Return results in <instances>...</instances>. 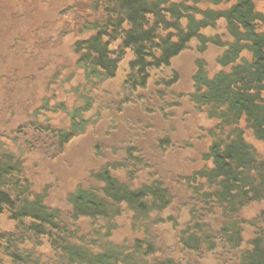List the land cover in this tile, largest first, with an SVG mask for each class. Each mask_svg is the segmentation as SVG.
I'll use <instances>...</instances> for the list:
<instances>
[{
	"label": "trees",
	"instance_id": "16d2710c",
	"mask_svg": "<svg viewBox=\"0 0 264 264\" xmlns=\"http://www.w3.org/2000/svg\"><path fill=\"white\" fill-rule=\"evenodd\" d=\"M259 1L91 0L97 21L84 28L93 35L77 43L78 50L87 51L77 65L89 81L105 78L103 71L112 76L123 49L135 53L131 64L142 76L151 68L171 67L193 40L201 54L210 44L222 49L217 58L220 69L212 75L203 59L196 61L194 91L189 95L213 124L208 131L211 143L201 155L205 164L185 177L191 201L188 221L174 223L176 229L180 226L175 234L185 256L176 259L172 251L158 247L156 236V247L143 236L147 229L176 219L161 216L173 202L162 182L138 187L120 180L116 166L92 171L97 184L70 193L64 216L47 202L44 192L35 190L21 154L0 134V264H264V159L241 126L244 121L264 145V13L257 9ZM11 14L23 16L19 10L11 9ZM1 26L4 37L7 27ZM209 30L216 33L210 35ZM106 37L121 43L116 62L109 60ZM31 124L40 126L36 121ZM56 137L60 145L66 140L65 133ZM132 159L137 161L134 169L143 164L141 158ZM135 177V171L128 172L131 182ZM252 204L260 210L244 217ZM123 212L142 234L131 241L135 245L129 248L131 257L124 254L127 247L109 239L114 220ZM79 220L89 221L91 231L83 234ZM7 223L11 227L6 228ZM247 228L252 231L249 239ZM96 233L105 241L95 239ZM45 246L51 251L47 259ZM155 250L163 253L160 261ZM204 251L208 259L194 257H204Z\"/></svg>",
	"mask_w": 264,
	"mask_h": 264
},
{
	"label": "rangeland",
	"instance_id": "374dc122",
	"mask_svg": "<svg viewBox=\"0 0 264 264\" xmlns=\"http://www.w3.org/2000/svg\"><path fill=\"white\" fill-rule=\"evenodd\" d=\"M19 1L20 8L27 11V16L12 18L7 22L5 36L2 37L0 34V134L2 140L13 151L21 154L26 173L33 182L35 190L44 192L47 202L61 209L63 215L67 216L70 208L68 195L79 186L96 185L90 173L102 166L107 161V157L105 152L104 155L103 153L97 155L94 150L95 131L89 132L88 136L76 138L59 151L53 146V141L45 133L38 132L31 123L35 121L45 123L46 119L51 117V122L58 126L67 124L68 117L62 110L34 117L35 111L46 102L42 101L44 98L54 100L48 101L50 104L63 102L68 109L79 106L82 103V95L87 94V91H90L89 99L99 98V95L95 93L96 88L90 89L85 86L82 73L76 67L71 48L74 39L86 34L81 30L82 24L87 18L94 17V13L90 10L91 0H76L74 8L64 13L62 10L74 0H48V4H44L43 0ZM12 2L10 3L13 7ZM256 5L257 9L264 13V0L257 2ZM40 18H45L46 23L42 25ZM2 20L0 18V25L4 26V20ZM215 33V30L208 31L210 35ZM221 53V48L210 44L201 54L198 51L197 41L193 40L185 51L172 60V65L181 76L179 84L173 91L183 94L184 99L180 98L181 103L177 109L170 110L172 113L170 119L160 115H149L151 121H148V116L141 110H132L130 116L118 119L124 124L128 122L127 120L142 126L151 123L153 128L144 139L140 137L138 140L131 141L140 149V155L148 164V168L137 174V182L159 178L166 183L173 194L175 203L170 209L178 211L175 225L178 221L182 224L188 221V211L191 207L183 178L185 179L195 169L205 164L201 160V155L206 152L211 143L208 131L213 121L203 111L197 110L187 95L193 86L192 74L195 72L196 61L200 58L207 63L209 73L214 74L220 69L217 58ZM122 65L125 66V62ZM111 85L113 84L108 85L107 88L119 87V85ZM88 115L91 113L89 112ZM124 124H120L110 136L116 139L114 143L104 141L106 142L104 151L108 149L109 152L112 151L116 144H120V147L124 142L130 143L124 136L126 133ZM241 126L248 142L254 146L259 157L264 159L263 143L254 137L251 130L246 129L244 121L241 122ZM162 132L169 135L173 141V148L170 146L163 150L159 148L157 139ZM103 134L101 133L99 137H103ZM208 162L207 165L211 166L210 161ZM258 210L260 206L252 204L246 207L243 216L251 218ZM77 224L82 228L83 234L91 231L89 221L79 220ZM113 225L109 239L127 247L124 254L131 257L133 251L129 248L135 247L134 242L131 241L141 238V231L133 228V222L128 213L117 217ZM5 226L11 227L10 223ZM99 226L100 223L96 225V227ZM174 226L170 228L169 225L158 228L153 226L147 229V234L143 236L147 242H152L154 247L157 246L154 238L156 236L158 247L165 251H172L176 259H181L185 254L177 242ZM251 236L252 231L247 228L245 238L249 239ZM94 238L105 241L104 237L97 233ZM42 249L45 258L51 255L49 247L45 246ZM154 252L157 253V250ZM157 254V259L160 261L163 253ZM203 254L204 257L199 254H194V257L198 260L208 259V253L204 251ZM153 262L156 263L157 260Z\"/></svg>",
	"mask_w": 264,
	"mask_h": 264
},
{
	"label": "flooded vegetation",
	"instance_id": "af4514ba",
	"mask_svg": "<svg viewBox=\"0 0 264 264\" xmlns=\"http://www.w3.org/2000/svg\"><path fill=\"white\" fill-rule=\"evenodd\" d=\"M13 0H0V18L3 19V28L6 26L8 27L7 22L9 20H12L13 17L11 14V9L13 10H19L23 16H27V11L22 10L19 6L20 1L14 0L15 2H12ZM12 2L14 6H11ZM48 0H43L44 4H48ZM75 3H77L76 0H74L71 3H68V7L62 10V13L66 12L67 10H70L74 8ZM22 17V16H20ZM19 18V17H17ZM34 20H32L33 22ZM42 25L46 23L47 20L45 18L39 19ZM97 19L95 17L87 18L84 23L82 24L83 28H81L82 32H85L86 34L74 39L71 44L72 52L75 56V64L76 67L81 71L82 77L84 80V84L87 88L95 89V93L99 95V98H88L89 92L87 91V94L82 95V103L79 106H74L72 109H68L67 106L63 102H55L53 104H50L48 101H54L50 98H44L42 101L44 102L36 111L34 114V117H41L45 116L47 112L50 113H56L57 111H64L66 112V115L68 117V122L64 126H58L55 123L51 122V117H48L46 119L45 123H40V126H36V129L38 128V132L43 131L45 135L48 136L49 139L53 141V146L56 147L59 151H62L66 145L71 143L73 140H75L78 137H85L88 136L89 132H94L95 135V145L94 150L98 154L104 155L107 157V161H105L102 166H100L98 169L93 170L95 172L99 170H103L106 168H111L113 166H116L117 168V174L120 176L123 182L127 183H133L134 186H141V185H151L155 182H162L165 187L169 189V187L166 185V183L159 178L155 179H149L145 181L137 182L138 173L141 170H144L148 168V164L146 160L143 158V156L140 155V149L136 145H133L131 142L132 140H138L140 137L145 138L149 134V132L152 130L151 123H148L146 126L137 125L138 123L127 120L126 124L122 123L118 119L123 116H130V112L132 110H141L145 113L146 116H148V121L150 120L149 115L151 116H157L160 115L163 118L170 119L172 116V113L170 110L177 109L179 104L181 103L180 98L184 97L181 93H175L173 90H175L176 86L179 84L181 80L180 74L175 70L174 66L171 65V67L167 68H161V69H150L146 71V75L142 76L139 74V71L137 68L132 66V62L135 60V53L131 49H123L124 55L121 60H119L121 55L120 50V41L119 40H109L107 37L105 39V43L108 45V57L109 60L114 62L115 60H119L118 63H116V67L114 66L113 71L114 74L110 76L108 71H103L105 73L106 77L102 80L93 79V81H89V79L86 77V71L84 69H81L77 65V60L80 59V56L82 53H86V50L80 51L77 49V43L79 41H87L92 35L93 32H89L84 27L88 25L89 23H95ZM31 22V23H32ZM33 27L34 25H30ZM115 61V62H116ZM125 62V66L122 65V63ZM123 68V69H122ZM103 70V69H102ZM195 71H197V68L195 66ZM195 73V72H194ZM194 73L192 74V84H193V77ZM109 75V76H107ZM118 83V84H116ZM115 84L119 85L117 89H108V85ZM111 85V86H113ZM194 85V84H193ZM194 91V86H192V90L187 93L188 97L189 95ZM100 99V100H99ZM190 101V98H189ZM191 102V101H190ZM77 109L79 112L74 115L73 110ZM91 113V115H88V113ZM39 122V121H36ZM120 124H124L126 127V133H124V136L126 140L130 143H122L116 144V147L112 151H104V145H106L105 140L110 142H115L116 139L110 138V136L118 129ZM123 125V126H124ZM51 126L53 130L46 131L47 127ZM122 126V125H121ZM95 129V130H93ZM78 130H81V132H78ZM51 131H54L52 134ZM75 135L71 136V133H74ZM42 133V132H41ZM59 133H65L66 140H64L63 143L60 145V139H58ZM101 133L103 134V137H99ZM142 133V135L140 134ZM153 134V133H152ZM164 134V135H163ZM68 136L71 137L68 139ZM125 144V145H124ZM157 145L160 149H165L168 146L170 148H173V141L169 137L168 134L162 132V135H160V138L157 139ZM172 146V147H171ZM120 149V151H118ZM100 156V155H99ZM141 158L143 161V164L137 166V168L134 169V165L137 161L133 160V157ZM118 165V166H117ZM135 171L136 177L135 179L131 180L128 177V172ZM91 174V173H90ZM91 177V175H90ZM93 181H95L93 178H91ZM183 182L185 183V179L183 178ZM170 190V189H169ZM171 191V190H170ZM172 193V192H171ZM173 197V194H172ZM174 203V197L172 205L164 210L161 213L162 217L167 218L169 217H176L178 211H171V207L175 205ZM126 213V212H123ZM172 222L165 221L163 224L165 225H157L155 227L159 226H166L169 225V228L174 226ZM174 231L178 230L176 227L173 228Z\"/></svg>",
	"mask_w": 264,
	"mask_h": 264
}]
</instances>
